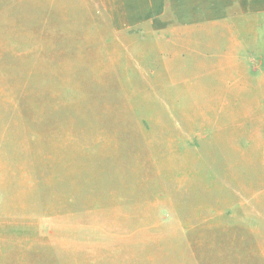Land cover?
Returning a JSON list of instances; mask_svg holds the SVG:
<instances>
[{
  "label": "rangeland",
  "instance_id": "obj_1",
  "mask_svg": "<svg viewBox=\"0 0 264 264\" xmlns=\"http://www.w3.org/2000/svg\"><path fill=\"white\" fill-rule=\"evenodd\" d=\"M154 42L98 0H0V264H264L198 239Z\"/></svg>",
  "mask_w": 264,
  "mask_h": 264
},
{
  "label": "crops",
  "instance_id": "obj_2",
  "mask_svg": "<svg viewBox=\"0 0 264 264\" xmlns=\"http://www.w3.org/2000/svg\"><path fill=\"white\" fill-rule=\"evenodd\" d=\"M98 2L115 33L153 38L168 56V91L159 110H171L174 129L181 130L174 142L187 145L181 183L188 184L198 239H217L219 230L221 246L214 247L224 254L226 232L244 231L254 240L236 252L264 255V57L245 40L256 32L257 43L264 0Z\"/></svg>",
  "mask_w": 264,
  "mask_h": 264
}]
</instances>
